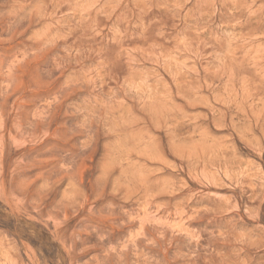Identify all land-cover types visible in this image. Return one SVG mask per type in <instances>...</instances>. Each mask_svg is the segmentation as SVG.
<instances>
[{"label": "rangeland", "instance_id": "obj_1", "mask_svg": "<svg viewBox=\"0 0 264 264\" xmlns=\"http://www.w3.org/2000/svg\"><path fill=\"white\" fill-rule=\"evenodd\" d=\"M0 264H264V0H0Z\"/></svg>", "mask_w": 264, "mask_h": 264}]
</instances>
